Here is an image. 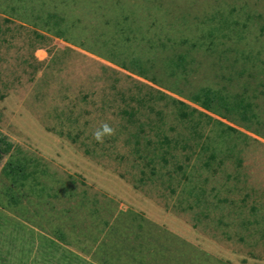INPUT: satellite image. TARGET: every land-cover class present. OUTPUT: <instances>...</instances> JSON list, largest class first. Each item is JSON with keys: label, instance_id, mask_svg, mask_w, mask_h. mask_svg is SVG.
<instances>
[{"label": "rangeland", "instance_id": "obj_1", "mask_svg": "<svg viewBox=\"0 0 264 264\" xmlns=\"http://www.w3.org/2000/svg\"><path fill=\"white\" fill-rule=\"evenodd\" d=\"M0 264H264V0H0Z\"/></svg>", "mask_w": 264, "mask_h": 264}, {"label": "trees", "instance_id": "obj_2", "mask_svg": "<svg viewBox=\"0 0 264 264\" xmlns=\"http://www.w3.org/2000/svg\"><path fill=\"white\" fill-rule=\"evenodd\" d=\"M35 21L41 23L44 27L48 28L49 31H52L53 34H55L56 36L59 37H64L66 36V32H67V20L65 17L61 16L58 13H51L49 11L44 12L43 14H39L37 15L35 18ZM35 40L33 41L34 43L40 44V42L45 41L47 39V37L41 35V34H35L34 35ZM185 58H183L182 56L178 55L177 58H175L173 65L178 67L179 66V61L184 62ZM132 63H134L135 66H139V67H143L145 62H143L141 59L138 58H133ZM141 72V70H139ZM222 88L217 90L216 92L210 91L209 89H200L197 90V92H195L192 95V98L194 99V101L196 102H202V104L209 106L208 104H214L215 106L218 107H222L223 110L227 113H240L239 109L245 108V106L243 105L244 100L241 98L240 95L235 96V97H229L230 94L225 93L224 91L222 92ZM162 96H165L163 93H161ZM176 104L180 105V107H184V108H188V105H186L183 102L180 101H174ZM248 111L250 113L251 116H256V114L254 113L253 109H252V105L248 104ZM195 110V109H194ZM128 112H125V114H127ZM130 114V113H129ZM177 117L181 118V119H185L187 117V113L184 110L181 109H177ZM242 116H246L247 112L246 110L243 112V114H241ZM232 131H236L233 128H229ZM160 142H162L163 145L166 146V149L161 152L159 156V158H163L168 151L172 150L169 149L171 148V140L168 139L167 137H163V140H160ZM159 142V143H160ZM175 146V145H174ZM144 158H146L148 161L146 162V164H150L152 165L153 162H155L153 157H150V155H148V153L146 155H144ZM143 158V159H144ZM215 158V152H211V154L207 155L206 157H204V164L203 166H206L207 168H212L211 166V160H213ZM166 163V162H164Z\"/></svg>", "mask_w": 264, "mask_h": 264}, {"label": "clouds", "instance_id": "obj_3", "mask_svg": "<svg viewBox=\"0 0 264 264\" xmlns=\"http://www.w3.org/2000/svg\"><path fill=\"white\" fill-rule=\"evenodd\" d=\"M93 139L98 144H103L106 138H111L115 135V129L108 123H102L100 128L93 132Z\"/></svg>", "mask_w": 264, "mask_h": 264}]
</instances>
